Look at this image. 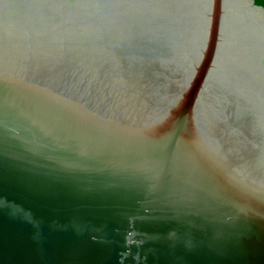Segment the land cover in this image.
Here are the masks:
<instances>
[{"label":"water","instance_id":"1","mask_svg":"<svg viewBox=\"0 0 264 264\" xmlns=\"http://www.w3.org/2000/svg\"><path fill=\"white\" fill-rule=\"evenodd\" d=\"M0 264H264V1L0 0Z\"/></svg>","mask_w":264,"mask_h":264},{"label":"trees","instance_id":"2","mask_svg":"<svg viewBox=\"0 0 264 264\" xmlns=\"http://www.w3.org/2000/svg\"><path fill=\"white\" fill-rule=\"evenodd\" d=\"M264 1V0H263Z\"/></svg>","mask_w":264,"mask_h":264}]
</instances>
